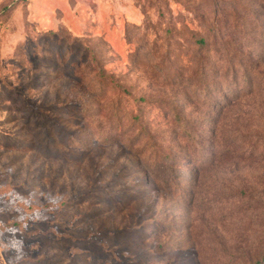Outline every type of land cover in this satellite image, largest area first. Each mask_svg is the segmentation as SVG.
Returning <instances> with one entry per match:
<instances>
[{"label":"rangeland","instance_id":"1","mask_svg":"<svg viewBox=\"0 0 264 264\" xmlns=\"http://www.w3.org/2000/svg\"><path fill=\"white\" fill-rule=\"evenodd\" d=\"M0 264H264V0H0Z\"/></svg>","mask_w":264,"mask_h":264}]
</instances>
